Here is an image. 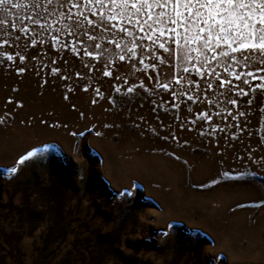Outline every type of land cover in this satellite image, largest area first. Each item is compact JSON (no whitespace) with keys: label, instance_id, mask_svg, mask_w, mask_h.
<instances>
[{"label":"rangeland","instance_id":"374dc122","mask_svg":"<svg viewBox=\"0 0 264 264\" xmlns=\"http://www.w3.org/2000/svg\"><path fill=\"white\" fill-rule=\"evenodd\" d=\"M67 11L0 5V264H264V65L213 63V91L174 61L193 84L165 91L111 33L84 55Z\"/></svg>","mask_w":264,"mask_h":264},{"label":"snow or ice","instance_id":"6c2138e0","mask_svg":"<svg viewBox=\"0 0 264 264\" xmlns=\"http://www.w3.org/2000/svg\"><path fill=\"white\" fill-rule=\"evenodd\" d=\"M47 3L51 6L52 0H47ZM9 4L11 0H0V5ZM58 4L68 10L61 15L74 19V27L82 32L80 37L73 33L69 35H73L81 44L85 43V38L91 42L84 55H92L93 46L106 53L108 49L97 42V34L102 37L111 33L113 39L108 40L107 44L114 45L124 53L119 55V60L136 61L138 48L141 49L140 57L145 52L155 56L152 67L159 68L164 79L169 81L164 83L157 80L155 87L165 91L172 87L173 82L177 85L193 84V80L173 71L176 67L174 61L188 65L183 68L184 73L191 75L194 70L196 75L201 76L213 69V63L217 66L223 63L229 72V61L245 68L250 63L255 65L257 60L264 65V0H58ZM12 7L18 5L13 4ZM138 32L143 35H138ZM117 35L122 42L116 41ZM144 40L151 42L150 48H143L141 42ZM157 49L160 50L159 55H156ZM5 58L12 59L7 55ZM19 59L23 61L25 57L21 55ZM166 62L168 67L164 69ZM139 63L143 64V59H139ZM257 71L264 72V67H257ZM103 75L109 76L111 73L106 70ZM209 75L218 81L215 88L210 80L206 81L209 90L215 91L229 84L227 77L221 79L214 69ZM246 75L264 81V76H254L251 71ZM235 79L240 80L241 76L237 75ZM243 83L248 84V80ZM138 87L144 88V85L133 84L127 88V92L131 93ZM256 87L264 88V84H257ZM144 90L150 91L149 88ZM185 92L195 94L191 87ZM178 95L183 96L184 92ZM238 95L246 93L240 89ZM188 99L192 100L193 96L189 95ZM228 103L235 106L237 102L229 99ZM31 155V152L27 154ZM26 159V156H22L17 163H23ZM10 171L16 172L17 169L11 168Z\"/></svg>","mask_w":264,"mask_h":264}]
</instances>
